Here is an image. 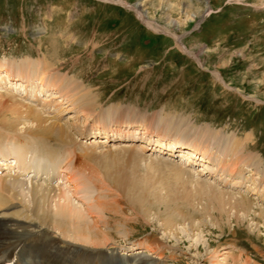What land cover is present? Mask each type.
I'll return each instance as SVG.
<instances>
[{"label":"rangeland","instance_id":"rangeland-1","mask_svg":"<svg viewBox=\"0 0 264 264\" xmlns=\"http://www.w3.org/2000/svg\"><path fill=\"white\" fill-rule=\"evenodd\" d=\"M9 67L17 82H29L30 92L25 96L0 86V155L22 160L29 150L28 158L33 154L48 167V158L33 150L24 133L35 126L25 117V107L46 117L44 124L77 125L70 131L71 146L56 152L62 163L57 168L66 162L73 166L74 171L62 174L75 175L79 192L68 191L65 179L45 177L46 170L32 177V164L24 175L1 170L10 189L0 185V204H11L0 207V260L14 252L11 264H234L232 259L264 264V0H0V72ZM68 92L75 103L63 96ZM78 105H86L88 117L76 110ZM11 121L17 127L6 132L2 126ZM118 128V138L131 128L146 129L149 148L139 152L143 136L89 144ZM155 140L162 148L173 147L176 155L190 144L210 150L209 173L197 174L204 165L200 155L188 168L180 166L185 163L180 157L156 155L150 150ZM238 150L241 174H231L227 166ZM53 166L51 173L57 175ZM119 178L130 190L136 185L149 192L145 197L155 192L159 201L182 209L185 220L176 223L177 234L163 228L162 219L171 210L153 208L147 219L141 211L146 206L136 212L127 205L126 190H120L126 201H110L108 188L119 190ZM50 184L68 191L65 203L72 216L85 214L90 202L109 201L107 207L114 208L101 219L108 225L100 221L98 230L107 231L110 240L92 249L75 241L78 234L65 222L61 227L69 236L61 237L54 214L63 202L57 200L44 206L52 210L49 226L31 218L30 186ZM199 185L216 193L209 196ZM241 198L253 201L250 213L232 208ZM181 237L188 243H181ZM153 238L162 240L164 248L152 245ZM136 245L160 250L117 260L116 251ZM44 246H69L74 257L48 256ZM226 252L230 255H222Z\"/></svg>","mask_w":264,"mask_h":264},{"label":"bare ground","instance_id":"bare-ground-1","mask_svg":"<svg viewBox=\"0 0 264 264\" xmlns=\"http://www.w3.org/2000/svg\"><path fill=\"white\" fill-rule=\"evenodd\" d=\"M134 9V8H133ZM138 14V13H137ZM139 15V14H138ZM137 15V16H138ZM142 20V19H141ZM150 23V22H149ZM148 22H147V25L148 26H151L150 24H149ZM158 29V28H157ZM178 43V42H177ZM179 44V43H178ZM180 47V46H179ZM181 49H182V47H180ZM27 68H28V66H27ZM28 70V69H27ZM21 71H22V69H21ZM36 71H37V69H36ZM29 72V71H28ZM40 72V71H39ZM37 73V72H36ZM41 73H44V71L42 70V72ZM15 69L14 68H6V70L5 71H2V72H0V86L1 85H3V84H5L6 86H7V88H8V90H12V91H15V92H18V93H24V95L25 96H27L26 94H28L30 91H29V82L27 83L26 81L25 82H17V78H16V76H15ZM34 77V76H33ZM26 78V77H25ZM29 78V77H28ZM218 78H219V76H218ZM64 79V78H63ZM26 80V79H25ZM13 84H14V88H13ZM26 84V85H25ZM57 84V83H56ZM1 92V91H0ZM7 93V92H6ZM67 93V92H66ZM60 95H61V93H59ZM72 94V93H71ZM76 95V94H75ZM62 96V95H61ZM60 96V97H61ZM64 97H68V98H70V102L73 104V103H75V98L74 97H69V92H68V94H64L63 95ZM58 97V96H57ZM56 96L55 97H53V98H57ZM63 97V98H64ZM67 99V98H66ZM65 99V100H66ZM81 100H83V98L81 99ZM69 102V101H68ZM87 102V101H86ZM81 104H83V103H81ZM80 104V105H81ZM88 104H90L89 102H88ZM87 104V105H88ZM80 105H78V108H76V110L77 111H79V112H82V113H84V117H88V109L87 108H85L86 107V105H85V107H83V105L82 106H80ZM92 107V106H91ZM17 108V107H16ZM75 108V107H74ZM14 109H15V107H14ZM19 109V108H18ZM14 112H16V111H14ZM23 112V111H22ZM91 112V111H90ZM18 113V112H17ZM90 114V113H89ZM15 115V114H14ZM16 115H18V114H16ZM24 115V114H23ZM21 116V115H20ZM19 116V117H20ZM90 116V115H89ZM18 117V116H17ZM25 117L27 118V119H32L34 122H35V126L32 128H27V129H25V132L24 133H26L27 134V137L28 138H30L32 141H33V145L31 144V146H34L35 147V149H33V150H35L38 154H42V155H44L45 156V158L47 157L48 158V160H49V163H48V167H46L45 165H43V163L41 164L40 163V160L38 159V157H36L35 155H33L32 154V156H30V158H28L29 156V153L30 152H28L29 150H26V152H25V154L23 155L24 157H23V159L22 160H19V159H17V157L16 156H14V157H12V158H9V157H7L5 154H2V155H0V171L1 170H5V174H6V172H7V175L8 176H11V172L13 171V169H14V171L13 172H15V171H17V172H15V173H20V174H22V175H24V172L26 171V170H30V167L29 166H31V168H32V165H33V170L30 172L29 170V173L32 175V177H36V176H38V174H42V170H38V169H41L42 167L45 169V168H47L48 170H49V172L51 173V169H52V164L57 168L60 164H62L61 163V158H60V155H59V153H55V152H53L52 153V149H56L57 150V148H64V147H69V146H71L70 144H72V139H73V134L70 132V131H72V129H77V128H79V126H77V125H69V126H65V125H60V124H58L57 122H55V123H49V124H44V123H46V122H48V121H46V120H44L45 118H44V116L43 115H41V113L40 112H38V111H36V109L35 110H33V109H31V108H26L25 107ZM17 119V118H16ZM8 122V121H7ZM17 121H11L10 123H9V125H4V126H2V128L3 129H5V131L6 132H14L15 131V128L17 127V123H16ZM26 124V123H25ZM72 127V128H71ZM126 129V128H125ZM120 129L118 128V129H115V130H109V133H111V135L110 136H108L107 135V132H104L103 134H105L104 135V137H101L100 136V138H91V139H93V141H91L89 144L91 145V146H103V144L104 143H110L111 144V142H109V141H116V140H123V141H139L140 139H142V140H145L146 141V136H148V131L146 130V129H144V128H135V129H133V128H131L130 130H126L125 132H126V134H124V135H122V136H125V137H123V139H120V138H118L119 137V135L121 134H119V133H117L118 131H119ZM121 131V130H120ZM119 131V132H120ZM73 132V131H72ZM78 133H80L81 135H83L84 134V132L82 131L81 132V130H78L77 131ZM77 132H74L75 134L77 133ZM122 132V131H121ZM124 132V131H123ZM4 133V132H3ZM115 133V135H113ZM207 133V132H206ZM8 134V133H7ZM103 134H101V135H103ZM4 135V134H3ZM2 135V136H3ZM98 135V134H97ZM100 135V134H99ZM205 135H207V134H205ZM84 136V135H83ZM139 136H143V138H140L139 139ZM1 137V136H0ZM7 137V136H6ZM3 138V137H2ZM211 138H213V136L211 137ZM18 139H20L19 137H18ZM25 139V138H24ZM106 140V141H104V140ZM205 139V138H204ZM158 140H162V138H159ZM202 140V139H201ZM18 141V143L20 144V145H22L23 146V144H22V142H21V140L19 141V140H17ZM145 141H142V142H140V143H142L143 145L141 146H138L139 147V149H140V153L141 152H143L145 149H148L149 148V145H150V143L148 144V146L146 145L147 144V141L145 142ZM156 141V143L152 146H150L151 148H150V150L151 149H153L152 151L156 154V155H161V153L163 154V155H168V156H171V157H175V156H177V157H180V158H182L183 159V161L185 162V163H183V162H181L179 165L181 166V167H190L191 165H193L194 164V160H197L198 158H197V156H201L202 157V160L201 161H203L204 163V165H203V167L202 168H200V170L197 172V174L199 175V176H204V175H206V174H208L209 172L207 171V169H209V167L208 166H205V165H209L208 163V157H209V154H208V152L210 151V150H207V149H201V148H198L197 146H194V145H191L190 144V146H188V148H186V149H184V150H182V151H179V149L177 150V152L179 151V155H176L175 154V150L173 149V147H171V146H168V147H166V148H162V146H163V144L162 143H160V142H157V140H155ZM29 142H31V141H29ZM28 142V143H29ZM152 143L154 142V141H151ZM25 143V142H24ZM27 143V144H28ZM114 143V142H113ZM3 144V143H2ZM200 144V143H199ZM203 144V143H202ZM69 145V146H68ZM105 145V144H104ZM127 145V144H126ZM126 145H123V146H121V147H126L127 149H126V151L127 150H129L130 152H132L131 151V149H132V147L131 146H126ZM28 146V145H27ZM110 146V145H109ZM29 147H30V144H29ZM110 147H115L116 148V146H110ZM128 147H131L130 149H128ZM141 147V148H140ZM178 147H176L175 149H177ZM37 149V150H36ZM53 150V151H54ZM149 150V151H150ZM34 152V151H33ZM2 153V152H1ZM137 153V152H136ZM136 153H134V154H136ZM157 153H160V154H157ZM36 154V153H35ZM239 150L238 151H236V153L234 154V158L232 159V161H231V163H230V165L229 166H227V168L229 169V171H230V173L232 174V173H235V172H238V174H241V167H242V161H243V159H242V157L240 156L239 157ZM37 155V154H36ZM43 156V157H44ZM70 156V155H69ZM98 157V156H97ZM160 157V156H159ZM94 158V157H93ZM92 158V159H93ZM28 159H30V160H28ZM242 159V160H241ZM28 162H30V163H28ZM24 163V164H23ZM32 164V165H31ZM69 165V162H66V163H64V165L62 166H60L59 168H57L58 170H59V172L58 173H56L57 175H55L54 174V172H52V177L54 176H57V178H60V181L62 180V179H65V184H66V188L68 189V191H72L71 193H74V194H77V192H79L78 191V185L75 183V175L73 174V173H70V177H65V176H63L62 174H61V171L63 170V171H67V170H69V172L70 171H72L73 170V168H71V167H73L72 165H71V167L69 166V167H67ZM241 165V167H240V170L238 171V167ZM53 166V167H54ZM29 167V168H28ZM54 167V169H56ZM180 167V168H181ZM46 170V169H45ZM255 170V169H254ZM52 171H53V169H52ZM74 171V170H73ZM180 171V170H179ZM44 172V171H43ZM229 173V174H230ZM255 172L254 171H252V169H251V174H254ZM7 175H5L4 176V178H2V177H0V185L2 186V189H3V187H5L7 190H9L10 189V187H8L7 186V184H5V177H7ZM93 175H95V174H93ZM109 175V174H108ZM13 176V175H12ZM42 176H43V174H42ZM263 176H264V173H263ZM46 177V176H45ZM91 177V179H94L91 175H89V178ZM43 178V177H42ZM47 178H49L48 176H47ZM117 179H118V177H117ZM124 179V178H123ZM264 179V178H263ZM48 180V179H47ZM95 180V179H94ZM115 180V179H114ZM125 180V179H124ZM124 180H121L120 181V178H119V181L118 180H116V182H115V186H116V188L118 187V189L119 190H117V191H119V192H115V191H113V189H111V190H109V188H108V198L110 199V201H113V202H117V198L118 197H124L125 198V201H126V195L124 194V193H122L124 190H126V191H129L128 193H129V195H128V199H127V202H128V204L127 205H130V207L132 208H134L135 209V211L137 210H141V208H143V207H145L146 206V209H145V211L144 210H141L142 211V213H143V217H146L147 219H148V216H149V214L151 213V212H149L151 209H153V208H155V209H157V208H160V206H162V208H163V210H165L166 212L167 211H169L170 212V210H171V214L169 215V214H165V217H163V218H165L164 220L162 219V221H163V228L164 229H168V230H174L175 231V233L174 234H177V230H176V226H177V224L176 223H179V222H181V221H184L185 220V216L183 215V213L181 214V210H179L177 207H173V206H171L170 204H165V203H163L162 201H159L160 200V198L157 196V193H155V192H153L151 189V192H153V194H151V196H150V194H148V196L149 197H145V196H147L146 194L147 193H149V192H144V190H140V187H139V189H138V187H136V185L134 186V187H130V188H133V189H129V188H127V186H125V184H123L122 183V181H124ZM262 180V179H261ZM8 181V180H7ZM64 181V180H63ZM111 181V180H110ZM15 182V181H14ZM94 182V181H93ZM63 183V182H62ZM19 184V183H18ZM48 184V183H47ZM52 184V183H51ZM49 185V186H47L46 188H44L43 186H34V185H31L30 186V188H31V194H32V208L30 209V216H31V218H34V219H36L37 221H38V223L39 224H41V225H44V226H49L50 224V217H51V209H48V208H44V206H47L48 207V205H49V202L52 200V201H56L57 200V203H59V202H63L62 204H58V210L55 212V214H54V218L55 219H57V223H56V229L55 230H57L58 231V233L60 234V236L61 237H63L64 239L65 238H67L69 235H68V232H66L64 229V227H66V226H68V227H71L75 232H73V233H76V234H78L77 235V238H80V239H75V241H78V242H80V243H85V244H87V245H90V246H92V249H96V248H99V246H101V245H104L105 243H106V241L108 242L110 239V236H109V234L108 233H106V232H103V231H100V229L98 230V227H99V225H98V222H100V221H102L103 220V217H104V215H106V214H109V212H110V214H111V209H113L114 207H110L111 206V204H109L108 202L109 201H107V203H106V201H102V202H99V201H97V200H95V202H94V204H91V202L88 204V210L87 211H85V214H82V215H79V216H72L73 215V213H72V215H71V208L65 203V201H67L68 199L67 198H69V196H68V191H66V190H64L63 189V191L62 190H60V189H58V190H55L54 189V187L52 186V185ZM64 184V185H65ZM206 185V184H205ZM115 186H114V189H115ZM199 186H203V187H199L200 188V190H202V191H205V192H208V195L210 196V195H212V193H216L215 191H214V189L213 188H211V186H204V185H199ZM108 187V186H107ZM155 187V186H154ZM237 187V186H236ZM142 189V188H141ZM122 192H121V191ZM126 191H124V192H126ZM139 191H141V192H139ZM2 192V191H1ZM13 192V191H12ZM4 193V192H3ZM9 193V192H8ZM17 193V192H16ZM200 193V192H199ZM2 194V193H1ZM120 194V195H119ZM221 195H222V193H221ZM263 196V195H262ZM7 197V196H6ZM9 197V196H8ZM71 197V196H70ZM217 197V196H216ZM234 197V196H233ZM9 198H11V197H9ZM219 198V197H218ZM12 199V198H11ZM19 199V198H18ZM95 199V198H94ZM211 199V198H210ZM10 200V199H9ZM150 200H153V201H155L154 203H153V201H150ZM171 200V199H170ZM262 200V199H261ZM94 201V200H93ZM169 201V200H168ZM172 201V200H171ZM171 201H169V202H171ZM173 201H174V199H173ZM188 201V200H187ZM251 200H248V198H246V199H242L241 198V200H239V201H235L234 203H233V206H232V208L234 209L235 208V210L238 208V209H241V211H246V214H248V213H250L251 211H250V209H252L253 208V205L252 204H254V203H252V202H250ZM9 202V201H8ZM18 202V201H17ZM151 202V203H150ZM164 202H165V200H164ZM168 202V203H169ZM218 202H219V204L220 203H222L223 202V200H218ZM218 202H216V204L218 203ZM227 202V201H226ZM226 202H223V203H226ZM244 202V203H243ZM13 203V202H12ZM15 203H16V201H15ZM65 203V204H64ZM103 203H105V205L103 204ZM252 203V204H251ZM8 204H11V201H10V203H7L6 204V201H5V204H3L2 206L3 207H5L6 205H8ZM21 204V203H20ZM52 204V203H51ZM172 204V203H171ZM227 204V203H226ZM108 205H110L109 207H107ZM142 205V206H141ZM225 205V204H224ZM223 205V206H224ZM1 206V204H0V207H2ZM20 206H22V204L20 205ZM7 207V206H6ZM118 207V206H117ZM221 207V206H220ZM24 208V207H23ZM119 208V207H118ZM25 209V208H24ZM57 209V208H56ZM51 210V211H50ZM54 210V209H53ZM133 211V210H132ZM136 211V212H137ZM224 211V210H223ZM250 211V212H249ZM113 212H114V210H113ZM117 212V211H116ZM116 212H114V213H116ZM194 212V211H193ZM28 213V212H27ZM93 213L94 214H96L97 215V219L95 220H89V218H93L92 216H93ZM149 213V214H148ZM165 213V212H164ZM168 213V212H167ZM75 214V213H74ZM219 214H223L222 212L221 213H219ZM21 215V214H20ZM19 215V216H20ZM186 215V214H185ZM262 216H264V211L262 210V214H261ZM29 216V215H28ZM23 217V216H22ZM24 218V217H23ZM29 217H27V219H28ZM53 217H52V220L54 219ZM264 218V217H263ZM16 218L14 217V220H15ZM22 219V218H21ZM85 219V220H84ZM102 219V220H101ZM19 220V219H18ZM29 220H30V218H29ZM15 221H17V220H15ZM20 221V220H19ZM22 221V220H21ZM26 221V220H25ZM28 221V220H27ZM35 221V220H34ZM36 221V222H37ZM192 221V220H191ZM18 222V221H17ZM23 222V221H22ZM30 222V221H29ZM35 222V223H36ZM65 222V226L64 227H61V225H63V223ZM102 222H104V224L106 223V221H102ZM190 222V221H189ZM193 222V221H192ZM24 223V222H23ZM27 223V222H26ZM107 224V223H106ZM108 225V224H107ZM51 226H52V224H51ZM50 226V227H51ZM52 228H54V226L52 227ZM172 228V229H171ZM194 228V225L193 224H190L189 225V229L190 230H192ZM71 229V230H72ZM70 230V231H71ZM75 234V235H76ZM0 235H1V233H0ZM2 238V237H1ZM0 238V239H1ZM185 238V237H184ZM183 237H181L180 238V241H181V243H188V240L187 239H184ZM112 240V239H111ZM162 241V240H161ZM159 239H155V238H153V240H152V242H151V244L152 245H156V246H158L160 249L161 248H164V245H163V243L161 242ZM0 244H2L1 242H0ZM43 245H44V243H43ZM195 245V246H194ZM51 246V245H50ZM142 245H136V246H134V247H132L133 249L132 250H134V249H136L137 250V252H135L134 254H129V256L131 257V256H136V255H141V254H143V255H146V252H148V255L147 256H149V255H151V254H153L154 253V251L155 252H158L160 249L159 248H153V247H151L149 250H147L149 247H141ZM151 246V245H150ZM193 246L195 247V249H199V247L200 246H197V243L196 244H193ZM46 246H44V249H45V252L46 253H48V256H49V254H50V256L52 255L53 257H55L56 258V256H58V255H61L62 256V258L61 259H63L64 260V258L67 256L68 258H73L74 256H72V254L73 253H75L74 252V250L72 251V252H68V249L69 248H71V247H69V246H64L63 248L62 247H56V248H54L53 247V249L51 250L50 249V247H49V249H47L46 250ZM52 248V247H51ZM52 251H55V255H53V252ZM44 252V253H45ZM13 253L14 252H12V253H10V254H6L5 256H4V258H2V260H0V263H3V264H5V263H7V264H11V263H13L12 261L15 259V258H13V257H16L15 256V254H14V256L12 257V255H13ZM70 254V255H69ZM78 254V253H77ZM232 254V253H231ZM222 255H230V253L229 252H226V253H222ZM44 256V255H43ZM47 256V257H48ZM45 257V256H44ZM77 257V256H76ZM75 257V259H78V260H80V258H76ZM67 258V259H68ZM235 258V257H234ZM60 259V260H61ZM48 260V259H47ZM50 260V259H49ZM55 260V259H54ZM59 260V261H60ZM69 260V259H68ZM74 260V259H73ZM238 260V259H237ZM52 261V260H51ZM77 261V260H76ZM232 261H233V263L234 264H237L235 261H234V259H232ZM147 262V261H146ZM45 263V262H44ZM51 263H54V261H52ZM143 264H151L149 261L147 262V263H143ZM239 264H249L248 263V261L247 260H245V261H243L242 263H239Z\"/></svg>","mask_w":264,"mask_h":264}]
</instances>
